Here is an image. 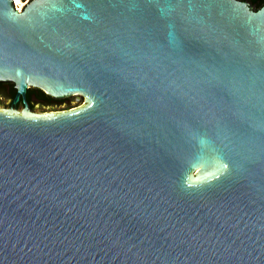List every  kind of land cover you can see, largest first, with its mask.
I'll return each mask as SVG.
<instances>
[{"label":"water","instance_id":"water-1","mask_svg":"<svg viewBox=\"0 0 264 264\" xmlns=\"http://www.w3.org/2000/svg\"><path fill=\"white\" fill-rule=\"evenodd\" d=\"M8 82L0 264H264V3L0 0Z\"/></svg>","mask_w":264,"mask_h":264},{"label":"flooded vegetation","instance_id":"flooded-vegetation-1","mask_svg":"<svg viewBox=\"0 0 264 264\" xmlns=\"http://www.w3.org/2000/svg\"><path fill=\"white\" fill-rule=\"evenodd\" d=\"M30 1V0H28ZM244 1H248L249 0H244ZM15 94V89L13 86V83L8 82V83H0V96L7 98L8 99V103L6 104V107L4 108H8V107H13L17 110H20L23 108L24 103L22 101V98L19 97L18 100L15 103H12V99L14 97ZM54 102H58V103H62V104H67L65 102H71V99L69 98H65V99H52ZM25 101L29 106V109L33 111L34 105L36 103H49L48 99L46 97H44L38 88L35 87H28L25 91Z\"/></svg>","mask_w":264,"mask_h":264},{"label":"rangeland","instance_id":"rangeland-1","mask_svg":"<svg viewBox=\"0 0 264 264\" xmlns=\"http://www.w3.org/2000/svg\"><path fill=\"white\" fill-rule=\"evenodd\" d=\"M71 99V102H65L67 103L62 104L58 102H49V103H36L34 105L33 111L34 112H47V111H56V110H63L68 109L72 107H76L82 102V97H76L75 95L68 97ZM8 103V99L0 96V108L6 107V104Z\"/></svg>","mask_w":264,"mask_h":264},{"label":"trees","instance_id":"trees-1","mask_svg":"<svg viewBox=\"0 0 264 264\" xmlns=\"http://www.w3.org/2000/svg\"><path fill=\"white\" fill-rule=\"evenodd\" d=\"M249 2H250L251 4H253L254 9H258V8L264 3V0H249ZM39 91H40V93H41L44 97H46V98L48 99L49 102H52V101H53V100H52V99H53L52 97H50L49 95L45 94V93L42 92L40 89H39Z\"/></svg>","mask_w":264,"mask_h":264},{"label":"built area","instance_id":"built-area-1","mask_svg":"<svg viewBox=\"0 0 264 264\" xmlns=\"http://www.w3.org/2000/svg\"><path fill=\"white\" fill-rule=\"evenodd\" d=\"M27 2L28 0H13V5L18 11H20Z\"/></svg>","mask_w":264,"mask_h":264},{"label":"snow or ice","instance_id":"snow-or-ice-1","mask_svg":"<svg viewBox=\"0 0 264 264\" xmlns=\"http://www.w3.org/2000/svg\"><path fill=\"white\" fill-rule=\"evenodd\" d=\"M168 2V0H164V3L166 4Z\"/></svg>","mask_w":264,"mask_h":264}]
</instances>
